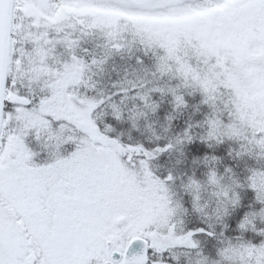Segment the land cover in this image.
Masks as SVG:
<instances>
[{"label":"snow or ice","instance_id":"6c2138e0","mask_svg":"<svg viewBox=\"0 0 264 264\" xmlns=\"http://www.w3.org/2000/svg\"><path fill=\"white\" fill-rule=\"evenodd\" d=\"M0 264H264V0H0Z\"/></svg>","mask_w":264,"mask_h":264}]
</instances>
